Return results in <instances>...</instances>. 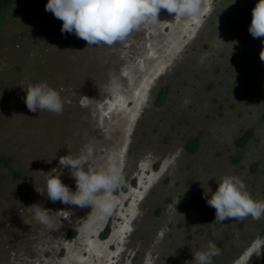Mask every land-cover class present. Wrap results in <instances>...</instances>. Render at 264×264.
Masks as SVG:
<instances>
[{
  "label": "rangeland",
  "instance_id": "obj_1",
  "mask_svg": "<svg viewBox=\"0 0 264 264\" xmlns=\"http://www.w3.org/2000/svg\"><path fill=\"white\" fill-rule=\"evenodd\" d=\"M258 2L201 0L193 17L161 9L159 23L93 47L61 32L48 0L3 12L0 264H194L209 242L221 249L213 264H264V217L213 223L205 199L233 176L264 200V37L248 31ZM41 82L60 93L62 115L27 109L25 90ZM86 145V167L119 169L118 186L97 194L107 214L46 195L53 168L76 191L59 158Z\"/></svg>",
  "mask_w": 264,
  "mask_h": 264
},
{
  "label": "clouds",
  "instance_id": "obj_2",
  "mask_svg": "<svg viewBox=\"0 0 264 264\" xmlns=\"http://www.w3.org/2000/svg\"><path fill=\"white\" fill-rule=\"evenodd\" d=\"M200 5L201 0H48L45 11L51 12L62 21V33H74L77 38L86 41L88 47H93L112 46L123 42L141 25L159 23L161 9L175 14V17H193L199 16ZM248 31L253 38L264 37V0H259L252 9V21ZM260 59L264 61V51L261 52ZM111 90H117L115 82ZM25 91L24 103L30 112L46 110L55 115L63 114L64 101L60 93L47 83L29 85ZM84 100L89 99L84 97ZM184 103L186 105L189 101ZM92 156L93 148L86 145L76 157L68 154L59 158L60 169H68L75 180V192L62 183V172L56 168L48 173L42 172L46 177V195L51 202L59 201L81 208L91 205L100 214L110 211V203L100 201L97 194L118 186L119 169L112 161L107 163L106 170L96 171L86 167ZM209 191L212 195L210 198L205 195V199L207 205L215 209L213 223L224 224L229 219L243 220L249 216L254 220L264 217V200H254L244 182L237 177L225 176L218 183L215 192L211 189ZM38 192L45 194L44 191ZM31 207H36L35 219L50 227V217L47 215L49 211L38 205ZM192 255L194 264H213V258L221 255V249L214 242H209L206 250L196 251Z\"/></svg>",
  "mask_w": 264,
  "mask_h": 264
},
{
  "label": "trees",
  "instance_id": "obj_3",
  "mask_svg": "<svg viewBox=\"0 0 264 264\" xmlns=\"http://www.w3.org/2000/svg\"><path fill=\"white\" fill-rule=\"evenodd\" d=\"M16 0H0V16L3 14L4 11H6L7 9H9L10 7H12L13 5H15ZM163 94L160 96L159 100H158V104L162 103V99H163ZM250 134H246L244 135V137L240 138L238 140V145L243 146L245 145L246 141L248 140ZM198 139H195L193 141H191L190 143H188L187 148H189V150L191 152H194L197 147H198ZM216 246L219 248L220 245L216 244Z\"/></svg>",
  "mask_w": 264,
  "mask_h": 264
}]
</instances>
